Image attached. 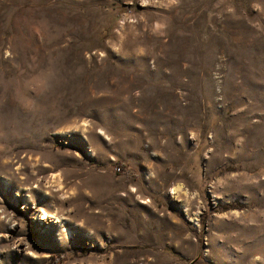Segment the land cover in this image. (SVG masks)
Returning a JSON list of instances; mask_svg holds the SVG:
<instances>
[{
    "label": "rangeland",
    "instance_id": "1",
    "mask_svg": "<svg viewBox=\"0 0 264 264\" xmlns=\"http://www.w3.org/2000/svg\"><path fill=\"white\" fill-rule=\"evenodd\" d=\"M0 264H264V0H0Z\"/></svg>",
    "mask_w": 264,
    "mask_h": 264
}]
</instances>
